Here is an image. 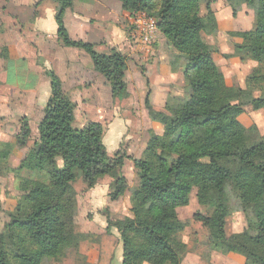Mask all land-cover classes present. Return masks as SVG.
I'll list each match as a JSON object with an SVG mask.
<instances>
[{"label": "trees", "instance_id": "trees-1", "mask_svg": "<svg viewBox=\"0 0 264 264\" xmlns=\"http://www.w3.org/2000/svg\"><path fill=\"white\" fill-rule=\"evenodd\" d=\"M55 1L59 3L55 15L58 40L87 53L94 69L110 83L113 98H119L125 89V55L115 49L100 53L93 43L72 39L64 25V13L72 0ZM117 1L131 14L143 11L157 19L158 30L183 62L189 96L167 99L168 115L149 111L162 123L163 131L149 137L140 158L120 150L110 157L102 140V123L91 121L74 129L75 104L62 91L59 77L47 71L50 96L37 125L38 139L17 167L5 168L19 181L21 197L9 213L10 221L0 228V264H48L64 255L74 234L77 202L72 182L76 170L88 189L103 176L111 177L110 198L115 201L127 189L122 172L125 158L133 162L138 185L131 193L130 215L109 221L120 234L119 264L181 263L186 244L180 233L186 225L177 208L189 202V178L201 157L208 159L211 171L200 181L196 197L211 212L195 214V220L215 234L217 245L224 248L228 244L226 218L251 207L255 222L245 234L255 248L264 251V140L248 141L238 120L243 107L232 102V96L243 91L220 84L218 67L202 35L211 31L208 17L199 12L202 0ZM243 1L255 10V24L243 34L236 50L241 59L255 60L259 66L264 64V0ZM246 82H264V69L254 68ZM253 101L264 107V93ZM30 132L24 117L15 135L19 147L27 145ZM24 172L44 173V177L23 178ZM258 249L247 251V259L264 264Z\"/></svg>", "mask_w": 264, "mask_h": 264}, {"label": "rangeland", "instance_id": "rangeland-1", "mask_svg": "<svg viewBox=\"0 0 264 264\" xmlns=\"http://www.w3.org/2000/svg\"><path fill=\"white\" fill-rule=\"evenodd\" d=\"M113 1L119 4V1ZM207 2H209V5H207ZM58 5L59 3L55 0H0L1 14L2 10L6 11V20H1L0 26L1 30L5 29L4 31L6 32L4 33L3 31L1 35H6V44L10 46L8 47V52L10 48H12V52L13 50L15 52L12 42H15V37L18 34L24 35L23 37L27 45L26 50H28L27 58H23L22 85H24V87L22 97H16L14 91L8 86H6L4 90L3 83L0 82V123L3 125L1 130L4 134V136H2L3 140L2 138L0 140V158L2 156L4 157V159L0 161V228H3L5 224L10 221L11 217L9 213L14 210L21 197L19 181L15 178L13 172L5 168L17 167L27 150L35 145V137L38 133L36 129L37 122L43 116V111L40 108L30 106V102L34 103V96L30 98V92L27 91L28 89H25V84H28L30 81L28 76L31 73L29 49L31 45L34 46L36 43V40H33V34H29L27 29H29L37 19L43 18L42 16L47 8H53L55 10L58 9ZM141 12L146 14L143 11ZM199 12L200 15L207 16L211 24V31L202 32V35L206 42L207 49L212 55V59L214 54L220 56V50L224 47L227 51H230L229 53H225L224 57H222V61H220L222 68H224L223 61L227 59L226 55L237 57L241 62H255L250 69L247 65L245 68L237 70V83L229 87H238L243 91V93L234 94L232 96V102L239 103L243 107V112L239 116L244 124L241 123L245 128L247 140L250 142L264 140V107L253 101L255 97L264 93V88L255 86L261 82H246V78L252 70L256 67L263 70L264 64L258 66L255 60L248 58L241 59L236 50V45L242 42L243 34L254 27L255 10L249 7L243 0H202ZM101 18L104 17L102 16ZM106 18L108 19L109 17L107 16ZM89 19L92 21H100V17L96 15H91ZM112 19L114 22V35L112 34L113 32H108L107 35L114 36V45H117L120 42L117 37L118 32L121 33L122 37L127 36L128 33L131 35L130 16L127 18L122 14L120 8H117L114 10V17ZM44 23L47 24V20H45ZM158 32L159 30H157L154 40ZM45 39L46 37L43 40ZM132 39L135 44L140 45L133 37ZM153 42L154 41H152V43ZM166 42L168 43L167 40ZM152 43L147 46L150 47ZM225 45H228V47ZM169 46L176 51L179 69L182 71L183 62L180 60L177 50L173 48L172 45L169 44ZM167 56V59L171 60L172 57L169 56V54H167ZM125 57L127 61V56L125 55ZM128 59L134 61L133 63H129V66H132L131 69L140 67V69L143 68L145 70L146 64L138 63L134 58ZM217 67L222 78V71L218 65ZM133 73L136 74V70L133 71ZM225 75H227V73ZM11 85H13V87L15 86L14 84ZM249 85L253 87L249 88ZM176 88L177 92L180 94L170 95L167 99L170 98V100H172L173 98H179L180 100H185L188 98L189 90L188 88H184V82L182 89L178 88V86H176ZM126 89H128L127 84L124 90ZM15 98L21 100L22 111L18 110V106L14 110ZM139 98L141 100L143 97L141 96ZM115 99L116 97H114V102ZM146 105L141 100L140 106L137 107V104L131 106V118L134 120V123H125L128 125L125 131L132 136L130 140H127L128 134L124 135L122 141L118 145L119 147L116 145V139L111 138L109 134H107L108 121L110 120L111 113H115V111L112 107L108 115L104 113L105 115L103 118L105 117V120L103 119L100 123L104 126V134H107L105 142L103 143H105L108 156L113 157L115 152L120 150V152H124L128 156L140 158L149 137L152 134H156L151 129V124L145 123V121L146 118H152L149 113L150 110H157ZM144 110L147 112L142 114ZM139 111H141V113ZM160 112L165 115L169 114L164 107ZM83 113L79 110L77 116L80 118ZM5 114L13 116L10 119H6ZM22 117H26L33 133L31 134L30 132V140L27 145L19 147L15 140L16 131L15 129L11 130L10 127H20ZM92 120L98 121L96 116H93ZM155 120L161 124L163 131L162 123L158 119ZM78 121L79 120L75 123L80 122ZM262 127L263 130H261ZM116 148L118 149L116 150ZM210 171L211 165L207 158L201 157L195 161L193 174L189 178V182L192 186L189 194V202L187 205L177 208L179 219L186 225L184 230L180 233V239L186 244V251L183 254L184 256L180 264H253L251 261L248 260L249 263L246 260L247 251L254 252L258 248L254 247V243L251 242L245 234L246 228L255 222L251 207H247L246 210H236L226 218L225 233L228 238V244L225 246L226 248H220V246L217 245L218 239L216 235L210 234L208 229L194 218L195 214L208 215L211 212V208L206 204L198 202L196 197L200 181ZM122 172L126 179L127 189L124 194L115 201L110 198V193L113 189V185L111 184L113 179L111 177L103 176L96 183L103 186L107 185L106 190H109L107 202L104 203L102 207H99L98 205H101V203L93 204L92 202V205H90L91 202L85 199L89 189L86 188L80 171L76 170V178L72 182V188L76 195L77 202V209L74 215V234L69 240V246L64 255L48 261V264H119L121 262L122 247L120 234L114 226L109 225V221H114V219L130 215L131 193L138 185V175L130 158L124 159ZM22 176L23 178H43L44 173L24 172ZM241 253L245 254V256ZM258 253L264 256V251L258 249Z\"/></svg>", "mask_w": 264, "mask_h": 264}, {"label": "crops", "instance_id": "crops-1", "mask_svg": "<svg viewBox=\"0 0 264 264\" xmlns=\"http://www.w3.org/2000/svg\"><path fill=\"white\" fill-rule=\"evenodd\" d=\"M117 8H120L122 14L127 18L131 15L130 12L121 8L120 3H114L113 0H72V6L67 8L64 13V25L72 39L93 43L96 51L100 53L109 54L116 48L117 51L127 56L125 85L127 84L128 89L124 90L121 96L115 99V102L110 83L100 72L94 69L89 55L78 48L63 46L58 40L55 20L57 9L54 10L53 8H47L44 11L43 18L37 19L27 29L29 34H33V40H36V43L34 46L31 45L29 49L31 73L28 76L30 81L28 84H25V89H28L27 91L30 92V98L34 96V103L30 102V106L38 107L43 111L50 96V83L46 71L54 72L61 80L62 91L75 104L74 121L72 122L74 129L83 128L87 123L93 121V116H96V119L101 122L105 118H103L104 113L108 115L109 110H112L113 107L115 113H111L107 134L111 138L116 139V145L119 147L118 145L124 135L128 134L127 140H130L132 136L125 131L128 126L125 123H134V120L131 118V106L134 104H137V107L140 106L142 100L145 105L147 104L157 111L162 110L168 96L180 94L177 92L176 86L182 89L183 75L181 69H179L176 51L169 46V43L166 42L165 37L160 31L150 47L137 45L129 33L127 36L122 37L119 32L117 37L120 42L114 45V36H109L107 33L113 32L112 34L114 35V22L112 18L114 17V10ZM91 15L99 16L100 21H92L89 19ZM102 16L104 18H101ZM107 16L109 17L108 19L106 18ZM1 20H6V11L4 10H2V14L0 12V26ZM45 20H47V24L44 23ZM4 30H1L0 27V82L3 83L4 90L8 86L14 91L16 97L21 98L24 87L22 85L23 58H27V45L23 37L24 35L18 34L15 37V42H12L15 52L14 50L12 52V48L8 52V47L10 46L6 44V35H1ZM43 36L46 37L45 40H43L45 38ZM225 46L228 47V45ZM227 52L229 53L230 51H227L224 47L220 50V56L213 55L215 63L220 67L223 74L222 78L220 75V84L223 86L237 83L236 71L245 68L247 65L250 69L255 64L253 61L241 62L237 57L226 55L227 59L223 61L224 68H222L220 61H222V57ZM167 54L172 57L171 60L167 59ZM128 58H134L138 63L146 64L145 70L143 68L140 69V67L131 69L132 66H129V63H133L134 61ZM132 70H136V74ZM226 73L227 75H225ZM11 84L15 86L13 87ZM255 86L264 88V82L258 83ZM248 87L251 88L253 86L249 85ZM141 96L143 98L140 100L139 97ZM21 104V100L15 98L14 110L18 106V110L22 111ZM79 110L82 113L84 112L80 118L77 116ZM141 111L139 112L141 113ZM146 112L144 110L142 114ZM12 116L5 114L6 119H10ZM238 119L243 124L240 116ZM40 120L41 118L38 120L37 125ZM77 120L80 122L75 123ZM145 123H150L151 129L156 134L162 132V126L157 120L149 117L146 118ZM2 126L0 123V140L4 136L1 130ZM10 128L15 129V135L19 131L18 126ZM30 130L32 134L33 130ZM261 130H263V127ZM107 134H103V142H105ZM37 138L38 133L35 139L37 140ZM106 188L107 185L96 184L95 187L88 190L85 199L91 202L90 205H92V202L93 204L101 203L98 206L102 207L108 199L107 194L109 190H106ZM241 254L245 256V254ZM246 260L249 262L248 259Z\"/></svg>", "mask_w": 264, "mask_h": 264}, {"label": "built area", "instance_id": "built-area-1", "mask_svg": "<svg viewBox=\"0 0 264 264\" xmlns=\"http://www.w3.org/2000/svg\"><path fill=\"white\" fill-rule=\"evenodd\" d=\"M131 36L142 46L152 43L158 30L157 20L141 11L130 15Z\"/></svg>", "mask_w": 264, "mask_h": 264}, {"label": "water", "instance_id": "water-1", "mask_svg": "<svg viewBox=\"0 0 264 264\" xmlns=\"http://www.w3.org/2000/svg\"><path fill=\"white\" fill-rule=\"evenodd\" d=\"M12 130V129H11Z\"/></svg>", "mask_w": 264, "mask_h": 264}]
</instances>
